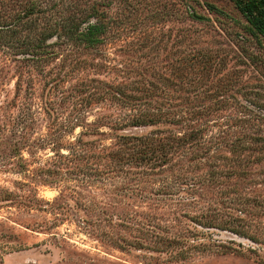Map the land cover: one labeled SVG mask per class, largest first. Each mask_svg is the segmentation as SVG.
Wrapping results in <instances>:
<instances>
[{
    "label": "rangeland",
    "instance_id": "1",
    "mask_svg": "<svg viewBox=\"0 0 264 264\" xmlns=\"http://www.w3.org/2000/svg\"><path fill=\"white\" fill-rule=\"evenodd\" d=\"M0 264H264V38L232 0H0Z\"/></svg>",
    "mask_w": 264,
    "mask_h": 264
},
{
    "label": "trees",
    "instance_id": "2",
    "mask_svg": "<svg viewBox=\"0 0 264 264\" xmlns=\"http://www.w3.org/2000/svg\"><path fill=\"white\" fill-rule=\"evenodd\" d=\"M236 6L244 13L248 22L255 28V30L262 35L264 38V0H232ZM90 28L87 31L81 32V38L85 40H94L92 31ZM52 36V35H51ZM51 36H48L51 37ZM47 40V38H45ZM36 48L39 50H43L41 46L36 45ZM32 53L34 57L37 55H41L36 52ZM45 51V50H44ZM46 55L39 57L38 60H44Z\"/></svg>",
    "mask_w": 264,
    "mask_h": 264
}]
</instances>
